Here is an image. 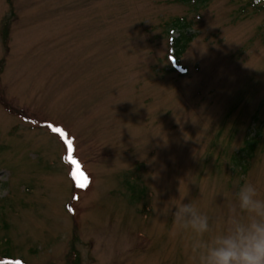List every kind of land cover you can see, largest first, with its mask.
Wrapping results in <instances>:
<instances>
[{
    "label": "rangeland",
    "instance_id": "1",
    "mask_svg": "<svg viewBox=\"0 0 264 264\" xmlns=\"http://www.w3.org/2000/svg\"><path fill=\"white\" fill-rule=\"evenodd\" d=\"M245 183L264 198V0H0V264H188L167 209L210 236Z\"/></svg>",
    "mask_w": 264,
    "mask_h": 264
},
{
    "label": "clouds",
    "instance_id": "2",
    "mask_svg": "<svg viewBox=\"0 0 264 264\" xmlns=\"http://www.w3.org/2000/svg\"><path fill=\"white\" fill-rule=\"evenodd\" d=\"M219 218L224 227L213 232V218L192 202L173 205L166 215L176 233H190L188 264H264V198L255 185L245 183L230 194Z\"/></svg>",
    "mask_w": 264,
    "mask_h": 264
},
{
    "label": "trees",
    "instance_id": "3",
    "mask_svg": "<svg viewBox=\"0 0 264 264\" xmlns=\"http://www.w3.org/2000/svg\"><path fill=\"white\" fill-rule=\"evenodd\" d=\"M185 1H197V2H204L206 0H185ZM188 27L189 23L185 18L175 17L170 23H169V30L168 32L171 33V31L178 30V36L171 37L172 41V47L174 48V54L176 57H179L188 43L192 40L193 36L188 33ZM257 143V137H252L251 139L247 138L245 141V146L243 149H241L242 153L249 154L255 147V144ZM239 156H244L243 154ZM239 158V157H238ZM237 159V158H236ZM235 159V160H236ZM6 258H9V256L5 255ZM3 260V259H2ZM9 262H13V259H6Z\"/></svg>",
    "mask_w": 264,
    "mask_h": 264
},
{
    "label": "snow or ice",
    "instance_id": "4",
    "mask_svg": "<svg viewBox=\"0 0 264 264\" xmlns=\"http://www.w3.org/2000/svg\"><path fill=\"white\" fill-rule=\"evenodd\" d=\"M50 127H51V126H50ZM51 130H52L53 132H57V133H59L61 139L64 138L65 133H64L60 128L51 127ZM65 144H66V146H67L68 155L65 156L64 159H65V160H70L71 163L74 164V165L77 164L78 162H77L75 159H71V154H72V152L74 151V149H73V147H72V141H71V140H66V141H65ZM73 175H75V174L73 173ZM77 187H81V188H83L84 185H83V184H77Z\"/></svg>",
    "mask_w": 264,
    "mask_h": 264
}]
</instances>
